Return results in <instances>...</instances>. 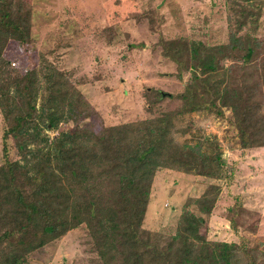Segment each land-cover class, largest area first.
Listing matches in <instances>:
<instances>
[{"label": "trees", "instance_id": "trees-1", "mask_svg": "<svg viewBox=\"0 0 264 264\" xmlns=\"http://www.w3.org/2000/svg\"><path fill=\"white\" fill-rule=\"evenodd\" d=\"M225 3L226 42L158 32L152 50L181 86L145 90L150 118L94 130L85 120L95 112L71 73L45 55L12 77L3 57L8 44L31 51L32 39L20 15L0 0V264H31L79 229L91 264H264L246 238L207 239L217 184L205 187L171 233L143 227L158 171L225 177L218 141L179 128L185 116L223 119L229 112L239 148L264 147V36L258 37L264 0ZM109 31V45L130 46L127 35Z\"/></svg>", "mask_w": 264, "mask_h": 264}, {"label": "rangeland", "instance_id": "rangeland-1", "mask_svg": "<svg viewBox=\"0 0 264 264\" xmlns=\"http://www.w3.org/2000/svg\"><path fill=\"white\" fill-rule=\"evenodd\" d=\"M5 1L20 15L33 47L31 51H22L15 43L8 44L3 57L9 63L12 77L36 65L37 59L45 55L71 73V80L95 112L85 120L94 130L101 125L150 118L145 90L158 87L173 92L181 86L169 76V69L152 50L159 31L167 38H208L212 43L226 42L229 32L226 0ZM148 16L157 26L155 30L150 29ZM110 27L119 35H127L126 40L132 41L130 46L125 47L128 42L116 47L109 45ZM263 36L264 14L258 32L259 38ZM177 126L218 141L225 177L212 180L158 171L143 227L171 233L183 211L195 210L192 201L205 187L217 184L221 190L206 224L207 239L239 243L241 238H246L252 250L259 256L264 254V147L241 150L229 112L223 119L192 114ZM2 132L0 114V162ZM176 138L182 141L180 136ZM86 242L82 229L71 231L40 251L31 264H91L93 256Z\"/></svg>", "mask_w": 264, "mask_h": 264}]
</instances>
